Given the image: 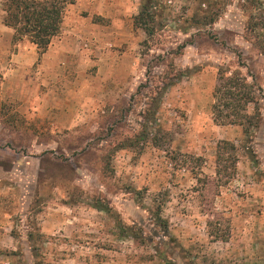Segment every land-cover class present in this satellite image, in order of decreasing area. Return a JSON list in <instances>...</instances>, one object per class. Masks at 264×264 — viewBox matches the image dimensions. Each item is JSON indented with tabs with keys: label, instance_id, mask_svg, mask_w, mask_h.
I'll return each instance as SVG.
<instances>
[{
	"label": "rangeland",
	"instance_id": "1",
	"mask_svg": "<svg viewBox=\"0 0 264 264\" xmlns=\"http://www.w3.org/2000/svg\"><path fill=\"white\" fill-rule=\"evenodd\" d=\"M57 1L40 54L0 0V264H264V0H152V36L144 0Z\"/></svg>",
	"mask_w": 264,
	"mask_h": 264
},
{
	"label": "trees",
	"instance_id": "2",
	"mask_svg": "<svg viewBox=\"0 0 264 264\" xmlns=\"http://www.w3.org/2000/svg\"><path fill=\"white\" fill-rule=\"evenodd\" d=\"M152 0H144L141 5V10L134 18V24L141 29L146 35L152 36L155 32L154 24L156 13ZM63 4L57 0H4L3 11L4 16L2 24L13 30L15 40L26 38L28 42L33 44L40 54L44 53L50 44L51 39L58 33L62 23ZM200 10V16H194L192 21L196 25H211L215 22V16L210 10ZM219 87L215 92V98H221L217 104L213 106L214 112H222V108L230 109L225 115H216L221 122L228 124L243 125L244 123L250 126L253 120L252 116L240 115L237 113L236 104H243L242 109L250 103H256V98L253 91L248 86L249 84L239 75L223 74L219 75ZM218 100V99H217ZM236 103V104H235ZM235 105V106H234ZM229 146L233 150V145L228 142L221 141L217 147L216 160L217 164L224 161V154L220 152L223 147ZM159 226H162V221L157 215Z\"/></svg>",
	"mask_w": 264,
	"mask_h": 264
},
{
	"label": "crops",
	"instance_id": "3",
	"mask_svg": "<svg viewBox=\"0 0 264 264\" xmlns=\"http://www.w3.org/2000/svg\"><path fill=\"white\" fill-rule=\"evenodd\" d=\"M4 26V28H5V30H6V32L8 33V34H12V38H14L13 37V30L11 29V28H8V27H6L5 25H3ZM23 40H27L26 38H24ZM22 40V41H23ZM19 42H21V40L19 41ZM30 43V42H29ZM31 44V43H30ZM33 45V44H32ZM7 48L8 47H6V48H3V49H1V50H3L4 52H6V50H7ZM3 51L1 52V53H3ZM15 55H13V57H14ZM5 63V60L3 61L2 59H1V57H0V65H5L4 64ZM14 67V66H13ZM18 68H23V66H21V67H18ZM18 68H17V70H18Z\"/></svg>",
	"mask_w": 264,
	"mask_h": 264
}]
</instances>
